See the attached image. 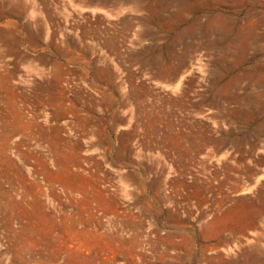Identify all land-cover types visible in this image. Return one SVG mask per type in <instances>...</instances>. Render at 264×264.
<instances>
[{"label": "rangeland", "instance_id": "374dc122", "mask_svg": "<svg viewBox=\"0 0 264 264\" xmlns=\"http://www.w3.org/2000/svg\"><path fill=\"white\" fill-rule=\"evenodd\" d=\"M155 2L0 0V264H264V38L239 32L261 20L264 0L253 12L234 0L186 12L202 23L237 17L229 45L200 31L174 43L177 30L161 29L178 4L154 20ZM244 41L241 61L232 52ZM221 60L238 69L215 80ZM111 89L135 95V148L155 145L193 180L141 166L152 176L132 188L110 166L105 177L74 164L68 147L83 135L51 131L50 116L31 123L25 144L8 131L5 97H24L35 114L52 110L47 97Z\"/></svg>", "mask_w": 264, "mask_h": 264}, {"label": "crops", "instance_id": "0c3cea01", "mask_svg": "<svg viewBox=\"0 0 264 264\" xmlns=\"http://www.w3.org/2000/svg\"><path fill=\"white\" fill-rule=\"evenodd\" d=\"M134 96L111 89L101 97H47L52 110H39L35 114L28 113L24 97H5L11 112L14 108L19 110L18 115L10 112L8 131L19 133L25 144L28 133L33 131L31 123H40L45 116H50L51 122L56 124L51 131L83 135L68 147L73 150L74 164L79 159L86 160L105 177L109 175L107 167L110 166L119 182L135 188V179L146 180L141 166L154 167L167 155L155 145L140 143L135 148V125L132 122L135 118ZM41 127L37 124L36 131L43 130ZM82 151L87 153L84 158L80 157Z\"/></svg>", "mask_w": 264, "mask_h": 264}, {"label": "bare ground", "instance_id": "6f19581e", "mask_svg": "<svg viewBox=\"0 0 264 264\" xmlns=\"http://www.w3.org/2000/svg\"><path fill=\"white\" fill-rule=\"evenodd\" d=\"M102 3H107L109 0H99ZM144 4H149L148 0H144ZM155 1V0H154ZM237 4H245L246 2L251 5L250 11L255 10V3L256 0H234ZM214 0H204V1H196V0H162V2H155L156 9L152 10L153 19L158 20L162 17L163 11L168 9L173 5V3H177V9L173 11L169 15V23L166 25V28L161 29L162 31H170V30H177V33L173 39L174 43H180L183 42L184 38L190 37L191 39L196 38L197 32H203L205 34L214 35L216 34V39H210L208 42L209 44H226L229 45V39L231 37V32L233 31V27L238 26V18L234 17H228L226 15H223L222 12H217V16L214 18V21L208 22V23H202L199 20H192L190 21L188 18L185 17L186 12H193L197 11L198 9H201L199 7V3L202 4V8L206 5H209L210 7L212 4H215ZM218 4L220 2L218 1ZM206 10V9H205ZM263 11V17L261 20L256 21L252 28L247 29V27H240L241 33H246V40L248 42V39H256L257 37L264 38V31L262 33L258 32V29H262L264 27V9ZM6 6L4 4H0V15H5L7 13ZM221 16V17H220ZM223 16V17H222ZM225 16V17H224ZM164 18V17H163ZM218 22V23H217ZM186 25V27H183V25ZM148 34H151L150 31H144ZM244 37V36H243ZM238 41V40H237ZM243 49L238 51H233L232 54L238 55L236 57H239L241 61H245L247 58L246 55V41L241 42L240 45ZM193 44H187V50L185 53H180L177 55V62L168 64L163 72H161V76H163L164 79H169L176 71L179 70L181 66L185 63V58L187 54H189V51L192 49ZM158 64H163L162 62L157 61ZM237 63V62H236ZM219 70L217 72H213L212 75L214 76L215 80L221 79L226 77L229 73L234 72L238 69V67L233 64H230L228 61L221 60L218 64ZM261 72L264 76V68L261 69ZM264 79V77H263ZM217 83V81H216ZM218 94V90L215 91L214 95L216 96ZM264 96V91L259 94L258 97Z\"/></svg>", "mask_w": 264, "mask_h": 264}, {"label": "built area", "instance_id": "2783aa9c", "mask_svg": "<svg viewBox=\"0 0 264 264\" xmlns=\"http://www.w3.org/2000/svg\"><path fill=\"white\" fill-rule=\"evenodd\" d=\"M156 165L160 166V167H165V169H168V166H172L173 168V171H171V174H173V176L179 178V179H187V180H193L195 177H193L192 175H183L180 171V169L176 168L173 166V163L171 160L165 158L163 161L161 162H158ZM153 170H150L149 172L151 173ZM149 176V177H148ZM146 176V179L149 178L152 176V175H148ZM95 212H98V213H102V209L100 208H95L94 209ZM213 214V212H208L207 213V217H210L211 215Z\"/></svg>", "mask_w": 264, "mask_h": 264}]
</instances>
